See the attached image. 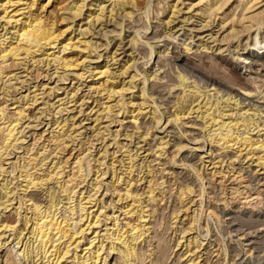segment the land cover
Instances as JSON below:
<instances>
[{
	"label": "bare ground",
	"instance_id": "bare-ground-1",
	"mask_svg": "<svg viewBox=\"0 0 264 264\" xmlns=\"http://www.w3.org/2000/svg\"><path fill=\"white\" fill-rule=\"evenodd\" d=\"M68 1L69 0H0V27L5 31L2 34L0 32V65H4L10 60L18 62V65H29V67L24 69V72L28 73L27 76L30 78L28 86L34 83L33 88L36 89L32 91L34 93L32 106L36 105L38 99H40L38 98L39 94H36L39 89L44 90L42 93L43 96L41 97L42 99H44L43 97L46 95L47 89H50V92L52 93H59V90L63 89L57 84L55 87L48 88V84L51 83L52 78L55 77V75V79H57L58 82H62V84H67L68 80H70V83H73V80H77L78 83L82 82L80 85L73 88L72 93L66 92L67 97H69L70 94L72 95L71 98L67 100V103L76 101L75 105L77 104V100L80 99V94L78 95V92L81 90L80 86L83 82H87L89 84L86 87L89 88V91L93 89L94 93L98 96L97 98L93 96L90 97L94 98L93 102H97L100 105L102 100H107L105 102L107 105L104 107L105 109H103V112L105 111L108 116H112L117 107H120L122 110L123 107L127 109L129 105H131L133 108V100L135 98L142 99V104H146L145 107L150 109L145 112L143 110L145 107H135L138 110L137 116L133 117L136 125V132H133L132 134L127 132L125 133V136L131 138L138 134L137 144L139 145L140 143L145 142V145H148V149H145L141 145L137 146L139 147V150L142 151L144 148L146 152L152 149V144L151 141H148V137L155 138V136L160 134L159 131L161 129H167L165 132L163 131L164 135L160 138V156H166L165 161L162 163L164 168L162 167L163 169L160 172H166L168 169V174H170L171 179L173 178L174 185H177L176 195L174 194L176 204L174 205L171 219H176L181 227L177 225L176 228H173L172 233L175 237L177 233L181 235V237L178 236V238H175L177 247H180L182 239H186L184 242L186 244L183 243L182 247L186 246V253L192 255L191 257L189 256V259L186 260L185 264L189 262L192 264H209V261L213 257L217 258V262L214 264H222L223 262H220L219 260L223 254H225L227 258V261L223 264H235L237 259L236 244H238L239 241L245 243L244 248H246V253H249L248 255H252L254 253L253 251L256 252L262 249L261 245L259 246L256 242L259 240L263 243L264 228L261 229L260 227V229L251 232L247 229L264 226V210L257 211L251 208V210L243 212L242 208V211H240L237 209L238 207H236V209L234 208L236 202L233 204L229 200L231 197H228V199L224 195L223 198L221 196V199L217 196V198L215 197L212 199L209 197L212 192L208 191L209 188L211 189L215 186L220 187L224 191V193L221 194H227L229 191L231 194H234V196L235 194L239 197H243L244 195V201L241 204L249 205L250 207L255 204H263L264 202V183L261 184V182L264 181V155H260L257 159H253L258 153H264V133L261 134V132L264 131V104H257L253 99V96H255L258 99L264 100V51H261L263 49L262 46H260L258 50H255L254 47L250 48L248 52L244 51L238 55L237 59L241 61L239 64H244V68L248 71L245 72L247 75L242 77V75L235 69H228L232 62L229 63L227 58H223L221 62L212 59L210 64L205 65L202 64V60L199 64L190 61L188 57L184 56L185 51H183L184 53L175 52L171 58L165 57L163 52H157L158 56H154V48H156L155 45L157 44H155L154 47L149 40L156 38L162 39L160 38L161 33L159 30L161 27L155 26L148 40L145 38L146 41L144 40V35L147 34L151 27V10H153L152 12L156 11V13H164L166 8L165 5L161 3L164 1L166 2V0H109L111 2L110 10L108 9L109 7H105L102 3H98L99 10L95 12L90 8L94 5L90 4L91 1L89 3L87 0H74L69 3ZM156 1L157 5L155 6ZM230 1L231 0H200L197 5L202 4L204 6L202 13L207 15L208 18H216ZM263 2L264 0H240L238 6L242 7V11L238 16L235 15L237 17L235 23L243 21L247 22L249 20L251 22H257L256 25L260 24L261 22L259 23L258 21L263 20L264 10L254 15L252 13L261 9L264 6V4L262 5ZM88 5L90 6L87 13L84 12V9L85 7H88ZM167 6L169 7V4ZM51 7H55L56 9H59V12H62H60L63 16L62 20L67 21L65 30L57 31L55 29L56 21L53 20L48 22L46 20V16L49 15V13H52L49 11ZM191 7L193 8L194 6L191 5ZM176 8V4H174L170 6L169 9L175 16L177 15L175 14ZM98 11L100 12L98 13ZM222 12L225 13V11ZM122 14L131 18L134 17V14H137L135 17H139L138 21L141 18L146 19V23L142 27L138 26L135 28V37L132 41H134L136 45L140 42L139 46H149L151 51L150 58H148L149 60H146L150 62L155 57V67L158 68L156 72L162 71L161 69L166 68L167 65L170 67L169 70L164 69L162 74L158 73L159 75L156 74L154 77L155 80L159 81L166 79V84L151 82V87L147 88V81L152 75H154L151 74L149 78L144 75L142 78L143 87H138L139 84L137 86L135 83L136 78L143 75L137 66L138 59L130 60L131 58H129L123 65L119 66L120 69L112 71L109 63L116 59L114 54V56L111 55L107 57L111 59L110 61H106L105 65L96 67L95 70L88 69L89 66H87V64L92 61V54L97 53L101 46H99L97 42H92L93 39H85L86 35H89V33L93 31V28L95 29L94 26L96 22H99L101 25L105 18L106 20L112 21L113 19L115 20L118 15ZM249 14H252V16L248 17ZM82 16H84L83 20L88 19L86 24L87 27L80 29L78 35H74L78 30L75 26L79 27L78 24L74 25V19ZM136 18L134 20L135 22H137ZM225 18L223 21L221 20L222 23L228 21L227 18ZM261 24L263 25V21ZM230 27L234 28L235 25L231 24ZM252 27H254V25ZM141 29L145 32L144 34ZM66 32L67 34L64 36ZM10 33H12L11 37L9 35L6 36ZM234 34L232 36H234ZM4 37H10V41L6 45L5 42L8 38L3 39ZM169 39H173L174 42L173 36ZM255 40L256 44L259 43L257 39ZM260 44L264 45V41ZM167 45H169V43H167ZM179 46L180 45H176V48ZM185 48L187 52L192 50L188 47ZM245 49L247 48L245 47ZM38 56L41 58L36 59ZM96 56L97 58H102L103 54L100 55L97 53ZM117 62L115 61V63ZM44 68H46V70H44ZM199 68H203L204 70H207V72L214 74V77L203 73ZM52 70L54 71L53 73H51ZM175 70L178 73V81L172 77V72L175 73ZM9 76H11L10 78L12 79L19 78H17V74H5L3 69H0V92L3 91V99H5L0 103V144H2L0 146V176L9 173V168H6L5 165H9L13 172L17 171V177L13 178L20 179V184L17 187L23 192V196L15 197V194L17 193H15L14 189L10 188V185L13 184L12 180L9 183L8 179H4L3 184H0V209L3 208L0 212V217L2 216L0 218V264H19L18 262L20 261H16L17 256H21L22 259H25L24 262H29V264L31 261H33L32 264H36L39 260H42L41 263L44 264H113L111 261L115 256L120 262L118 263L116 260L117 263L114 262V264H168L172 255L176 253V249L170 244L173 240V236L170 237L169 235L167 237V232L166 234L163 233V230L166 231V229L162 228L163 212L160 213V211L163 209L161 210L157 204H155L158 201L159 196L161 197V195H163L161 200L165 199V192L161 189L163 183H159V179L161 180V178H164L165 176H161V178L155 177V181L151 179L147 181V186L146 189L144 188L145 191L143 194H137L133 190L132 186L136 184L135 181L132 182L131 179L126 181L125 195H127L128 198H132L133 203L122 207L120 206V211H122V214L125 216H129V221L122 226L121 224L119 225L118 217L120 216H115L116 212H113L116 207L114 206L112 209L108 210L112 204L107 205L103 197L101 198L102 194H100L98 198L96 197L103 186V178L100 179V177H105L107 174L100 171L99 167L103 164L101 159L106 157L109 153L108 149L111 145V143L107 144V137H105L104 134L105 131H107L106 127L108 126L105 127L106 129L104 128V132L99 128L93 130V134L98 131L96 134L100 136L97 135L98 138L96 139L95 134V139L101 141V145L104 144L102 149L99 148L97 155H100L103 151L105 156L100 155L99 158H95L96 156L93 157L92 154L85 153L91 151L90 148L95 145L93 135L86 139V141H81L80 144L75 145L77 139L76 136L81 133L73 135L76 133L73 132L74 123L69 125V119H65L61 123L56 119L54 123L56 125L58 124L57 128L59 129H57L58 131L55 130L56 132L53 130V134L51 133V136L48 138H43L44 133L48 130H44L42 133L34 131L30 135L31 143L28 142L26 146H21L20 144L24 143L26 140V135L24 133L29 125H26L25 129H21L23 127L22 124L20 126L22 116L24 115L23 111L20 112V117L17 119H11L8 116L7 103L12 102L13 100L14 103L17 102L16 97L13 98V96L9 94L7 90L9 86L7 87L6 82L4 83L3 81ZM45 77L48 79L46 82H43L45 81ZM70 77L72 78L70 79ZM88 78H91V80H88ZM126 78H130L128 82L125 81ZM8 80L9 79H7V81ZM167 83H170V85ZM190 84H193V87L197 89V92L195 91L194 93L201 94V92H204L202 89L206 90L202 93L205 97H217L221 100V97L223 99L224 96H227L225 102L230 103L233 100L235 105H239L242 101H245L246 103V101L249 100L248 102H252V105L256 107L244 111V108H240L237 113L230 114H227V111L223 109H220L216 114L213 112L208 113V111L211 110L210 107L206 110L205 114L204 112H200L196 117V119L199 118L204 120V124L193 119L194 121L191 123L192 126H190V130L181 132L180 125L189 124V122H185V119L187 118L186 114L190 115L194 111L195 113H198L194 110L193 105L200 96L197 97L196 94L188 91L186 93V88L189 87ZM180 87H184V92L181 97L179 96L178 102L176 101L178 108L175 107L176 109L173 110L174 106L170 108L169 105L174 102V99L171 101L166 99V97L161 94L160 90L169 88L171 93L175 88ZM30 88L28 90H30ZM136 88H138L136 91L138 95L135 96L132 90ZM236 88H238V90ZM127 94H133L130 100H126L125 97ZM219 95H221V97H219ZM156 96L160 99V103L157 102L158 99ZM218 99L216 104H219ZM116 100V104H110V102ZM57 102H62V99H59ZM105 103H102L101 105L104 106ZM201 104L202 102L198 104V110L207 107L210 102L208 100L204 105ZM251 109L253 110L251 111ZM79 113H83L82 109L79 110ZM120 113L121 112H119V114ZM108 116L107 118H109ZM139 116H141V120H139ZM148 116H150L149 120L146 121L145 119ZM98 119L99 118H96L95 121ZM226 119L228 121H225ZM62 123L64 124L62 125ZM173 125L180 130L178 133L175 132V127H172ZM38 126L39 125H36L35 127L33 126L32 129L34 130ZM196 126H199V131L202 132L214 128L211 130V135L208 137L211 146V149L209 147V156H207V158H209V161L207 162L211 165V168L208 166L209 169L204 163V155L201 156V163L203 164L201 169L198 168L193 159L188 158V153L185 154L186 149L187 151H196L200 149L199 146L188 149V145H185L183 142V139L195 140L193 134L194 132H197V129L195 128ZM255 130L258 131L253 134ZM108 131H110V129ZM199 131L198 134L200 133ZM115 132L116 135H114V131H110V135L113 137L112 143L117 145L116 149H118V151H114L111 155H115L117 152L122 151L125 148V146H121L118 141L121 137L120 132L118 130ZM177 135L178 137H176ZM166 138L169 139L164 142V139ZM154 141H156V139H154ZM71 143L72 146H70ZM87 145H91V147L86 148ZM214 145L216 147H214ZM167 146L170 147L167 148ZM17 149H24L22 155H20L16 161L9 163L13 154L16 155L15 152ZM229 149L234 150L236 153L247 151L246 157L249 161L254 163L257 160L258 163H255V168H251L252 163L247 167L249 168L248 173H253L255 171L250 177L245 176L243 171L246 170V167L243 168V165L239 164L240 161L238 163L240 167L236 168V161L234 159L235 162L228 159L234 156L229 154L232 151L229 152ZM131 150L125 149L124 151L127 152V159L129 160V166L126 171L128 175L127 177L130 176L133 171L132 169L135 168L136 165L134 163V157H136L135 155L137 153L133 155L131 154ZM222 150L224 151V154L220 152ZM50 157H53L50 162L53 166L48 164ZM226 158L231 160L228 167L223 165ZM54 159H57V161H54ZM92 162L94 163L92 164ZM72 164L78 165L81 172L86 166L89 174L95 169L94 173L96 174V177H94V180L90 183L91 189L88 196H84L83 194L82 196H79V194L82 193L80 191L77 194V188L79 185L81 186L85 180L76 182V173L67 171V168H70ZM177 164L181 165L179 167H184L183 171L180 170L181 172H179L178 170H175V167H178ZM111 166H113V164ZM43 167L46 168L42 169ZM140 167L142 166L140 165ZM74 168L76 167L74 166L73 169ZM112 168L109 169L112 170ZM226 168L228 169L226 170ZM146 169L148 170V174H152L156 171L150 164ZM140 170L139 176L140 173L143 172L142 169ZM100 172L101 174H99ZM183 172L185 174H183ZM147 178L148 177H146V179ZM142 179L143 177L138 181H142ZM113 180H115L114 176L109 184H113L114 186L115 181ZM162 180L165 181V179ZM196 180L200 183L199 191H196L193 187V183ZM255 181H258V184H253ZM51 182H53L56 187H49L48 185ZM109 184H107V188L110 186ZM46 186H48L46 193H48L49 197L47 203L43 202V200L41 201L36 193L33 192V189H43ZM206 187L208 189H206ZM93 192L95 193L91 194ZM157 192L160 193V195H158ZM74 195L79 198V201H72ZM63 197L64 199L61 200ZM121 197L122 195H119V198ZM63 200H68L67 203H71L72 201L73 205H68L69 207L66 205V211L64 212L69 215L59 216L58 212L61 209L60 205L63 203ZM119 200L121 201V199ZM15 201L17 202L15 203ZM75 202L78 203L74 204ZM218 202H222V204L224 203L226 205L225 208L229 210L224 211L219 208L217 204ZM204 204L205 207H207V213L209 212L208 216L211 217L212 220L213 218H216L221 224L227 226L226 228L229 230L228 234L231 235L230 244L222 246L219 244L218 239H214V241L211 240L212 236L208 224L205 226L200 225L199 212L201 211H198L199 208L197 209L196 206H199L202 210L204 209ZM11 206L13 207L9 211L15 210L18 215L17 221L19 223L23 221L21 227H18L14 220L7 221L3 218L4 213H6V211L3 213V210H8ZM245 209H247V207ZM22 210L24 211L22 212ZM111 211L112 213H110ZM78 213H80V219L79 221H75L73 216L78 215ZM202 213H204V211ZM70 215H72V217ZM174 222L175 221H173V223ZM234 222H238L241 228L246 226L248 228L242 232L235 230L234 226H232ZM11 231L13 232L12 235L14 240L9 243L8 239H10L11 235L7 237L6 234ZM25 231L27 232L25 233ZM238 235L239 241L234 242V236ZM252 235H255V238L251 239ZM251 240H253L252 243H250ZM15 241V245L11 247V244ZM111 255L113 256L109 259ZM38 257L39 259L35 260ZM176 257V261L171 264H178L180 262L181 255H176Z\"/></svg>",
	"mask_w": 264,
	"mask_h": 264
},
{
	"label": "rangeland",
	"instance_id": "rangeland-1",
	"mask_svg": "<svg viewBox=\"0 0 264 264\" xmlns=\"http://www.w3.org/2000/svg\"><path fill=\"white\" fill-rule=\"evenodd\" d=\"M71 1H74V0H69L68 3L71 2ZM90 1H91L90 4H94L92 7H90L93 12L99 10L98 5L100 3L105 5V7H109L108 8L109 10L111 8L110 7L111 2L109 0H98V1L97 0H87L88 3ZM199 1L200 0H166V2L165 1L162 2L161 4L165 5V8H166L167 12L165 11L164 13L163 12L156 13V11L152 12L153 10H151V14H150V18L152 17L151 18V22H150V26L151 27L148 30L147 34L144 35V40L146 41L145 38H147V40H148V38L151 36V33L153 32L155 26H159V27H161V28H159V30H160V33H161V37L160 38H162V39L156 38V39L149 40L150 43L153 44V46L155 44H157V45H155L156 48H154V51H155L154 56L155 55L158 56L157 52H163L165 57L171 58L173 56V53H175V52L178 53V52L185 51V53L183 52L184 56L188 57L190 61L199 64V62L202 60V64H205V65L210 64V61L212 59L216 60L218 62H221L223 60V58H227L229 63L232 62V64L229 65L228 69H235L239 74L242 75V77H245V75H247V73H245V72H248V71H246V69L244 68V64H239L241 61H239L237 58H238L239 54L243 53L244 51L248 52L250 50V48H253V47L255 48V50H258L259 47L262 46L263 49L261 51H264V45L260 44V43H262V41H264L263 40V37H264V18H262L263 20L258 21L259 23L260 22L262 23V21H263V25L261 23L256 25L257 22H255V21H252V22H255V23L250 24L252 22L249 21V20L247 22L243 21V22H236L235 23V20L237 18L236 16H238L239 13H241V11H242L241 10L242 7L238 6L240 0H231L230 3H228L227 6H225L224 10H222V11H225V13H223L221 11L220 14L216 16V18L215 17L208 18L207 15H204L202 13L203 12L202 9L204 8V6L202 4L197 5V3H199ZM167 3L169 4V7L167 6L168 5ZM174 4H176V7H177L175 9V14H177L176 16L173 15V13L169 10L170 6H172ZM263 4H264V2L262 3V5ZM156 5H157V1L155 2V6ZM191 5H193L194 7L192 8ZM89 6L90 5H88V7H85L84 12L88 13L87 10H89ZM161 7H162V5H161ZM167 7H168V9H167ZM50 9H49V11H51L52 13H49V15L46 16V18H47L46 20L48 22L53 21V20L56 21L55 29L57 31L65 30L66 29V25H67V21H63L62 20V17H63L62 14H61L62 12L60 11L61 12L60 13L59 9H56L55 7H51ZM263 10H264V6L261 9H259L258 11L254 12L252 14L254 15V14H256L258 12H261ZM178 11H180V12H178ZM53 12H56V13H53ZM99 12L100 11H98V13ZM252 14L251 15L249 14L248 17L252 16ZM136 15L137 14H134V17L131 18V17H128V16L126 17L125 14L124 15L122 14V15H118V17L115 20L113 19L112 20L113 22L109 21V20H106V18H105L103 20V22H102L103 24L100 25L99 22L95 23V26H94L95 29L92 27L93 31L90 32L89 35H86L85 39H88V40L89 39H93L92 42H94V43L97 42V44L99 46H101V48L98 50L97 53L100 54V55L103 54V56H102V58H97V56H96L97 53H93L92 54V61L87 64V66H89L88 69L95 70L96 67H100L102 65H105L106 61H110V59H111V58H107V57L114 54L116 59L113 60V61H110V63H109L110 69L112 71H117L118 69H120L119 66L123 65L125 63V61L128 60L129 58H131L130 60H132V59H136L137 60L138 59L137 66L139 68V71L143 74V75H141V76L136 78V82L135 83L137 84V86L139 84L138 87H143L142 86L143 85L142 84L143 76L146 75V77L148 76V78H149V76L151 74H154V75H152L149 78V80L147 81V83H148L147 84V88L148 87L150 88L152 83H155V82H157V83L160 82V83L166 84V79H164L163 81L162 80L159 81V80H155L154 77L158 73L162 74L164 69L169 70L170 67L167 65L166 68L161 69L162 71H157L156 72V70L158 68L155 67V63H154L155 57L150 62L146 60V59L150 58L151 51H150L149 46L148 45H144V46L140 45L139 46L140 42L137 43V45H136L134 43V41H132L133 38L135 37L134 36L135 35V28H137L138 26L142 27L146 23V19L145 18H141L138 21L139 17L136 18L135 17ZM225 17L227 18L228 21H226L225 23H222V21L224 20ZM83 18H84V16L74 19L75 20L74 21L75 22L74 25L78 24L79 27H80L79 28L78 26H75L76 28H78V30L76 31V33H74V35L75 34L78 35L80 33L79 32L80 29H84V28L87 27L86 24L88 22V19L83 20ZM135 18L137 19V22L134 21ZM209 22H210V24H209ZM231 24L235 25V27L231 28L230 27ZM224 25H225V28H224ZM253 25H254V27H252ZM233 29H234V32H233ZM1 30H2V27H0L1 34L5 32L4 30H2V31ZM94 30H95V32H94ZM142 30L143 29H141V31ZM10 31H12V30H10ZM142 33L144 34L145 32L142 31ZM234 33H236V34H234ZM240 33H242V34H240ZM11 34L12 33L7 34L6 36L9 35L11 37ZM66 34H67V32L64 34V36H66ZM233 34H234V36H232ZM169 35H170V37H169ZM171 35L174 38V42H173V39H169V38H172ZM10 37L9 38L8 37H4L3 38V39L8 38V40L5 42V45L10 41ZM225 39H226V41H225ZM255 39H257V41L259 43L256 44L255 43L256 42ZM167 43H169V45H167ZM176 45H180V46L178 48H176ZM254 45H256V46H254ZM185 47L191 48L192 50L187 52ZM245 47L247 49H245ZM164 51H165V53H164ZM261 56H263V55H261ZM193 57H196V58H193ZM38 58H41V57H39V56L36 57V59H38ZM115 61L116 62L118 61V62L115 63ZM207 61H209V62H207ZM27 67H29V65H27V66L26 65H18V62H15L14 60H10L9 62H7L4 65H0V69H3L5 74L6 73H9V75L17 74V78L19 77L18 79H16V78L12 79V78H10L11 76H9L6 79L4 78L5 80H3V81H4V83L6 82V86L7 87L9 86L8 89H7L9 94H11L13 96V98L16 97V99H17L16 103H14V100L12 102H8L7 103L9 118L17 119V118L20 117V112L23 111L24 115L22 116V120L20 122V126H21V124L23 125V127L21 129H25L26 125H29V127H27L25 129V133H24L26 135V140H25L24 143H21L20 145L21 146H24V145L26 146V144L28 142H30V140H31V136H30L31 133H33L34 131H36L38 133H42L44 130H48V131H46L44 133L43 138L50 137L51 133L53 134V130H54V132H56V131H58L57 129H59V128H57L58 124L56 125L54 123L56 121V119L59 120V123H61L65 119H67V120L69 119L68 120V123L70 122L69 125H72V123H74L73 132H76V133L73 134V135H77V134L81 133L80 135L76 136L77 139H76L75 145L80 144L81 141L82 142L86 141V139H88L91 135H93L94 144L95 145L93 147H91V145H87L86 148H90L91 147L90 148L91 151H89V152L87 151L85 153L92 154L93 157L96 156L95 158H99L100 155L101 156L102 155L105 156L103 151L101 152L102 154L100 153V155L99 154L97 155V152H98L99 148L102 149V146L104 144L101 145V141H97L96 140L98 138V136H99L98 134H96L98 131L95 133L96 134V139H95V134H93V130H95L96 128H99V129H101L102 132H104V130L107 128V131H105L104 134H105V137L108 138V139L106 138V142H108L107 144L111 143V145H110V147L108 149L109 153L106 155V157L101 159L103 164L99 167L100 171L105 172L107 174H106L105 177H100V179L103 178V181H102L103 182V186H102V188L100 190V193H98L96 197L98 198L100 196V194H102L101 198L103 197V199L105 200L107 205L112 204V205H110L108 210L112 209L114 206L116 207L115 210H113V212H116L115 216H120V217H118L119 218V222L118 223H119V225L121 224V226H122V225H124L125 223H127L129 221V216H125L124 214H122V211H120V206L122 207V206H125L127 204L133 203L132 198H130V197L128 198L127 195H125V187H126L125 183H126V181H128V179H131L132 182L135 181L136 184L133 185L134 187L132 186L133 190L137 194L138 193L139 194L140 193L143 194V192L145 191L146 186H147V181H149L150 179L155 181L156 178H159V177L161 178V176H165L164 178H161V180L159 179V183H163L161 189H163L162 191L165 192V194H164V198L165 199L161 200V198L163 197V195H161V197L160 196L158 197L159 199H158V201L155 204H157V206L161 210L163 209L162 211H160V213L163 212V225H162V228L166 229V231L163 230V233L166 234V232H167V237L169 235H170V237L173 236L172 237L173 240L171 241L170 244H171V246L173 248L176 249V250L174 249L176 251L175 254L179 255V256L181 255V260H180V262L178 264H185L186 260L189 259V256L191 257V255H192V254L190 255V253H186L187 252L186 251V246L182 247V244L186 241V239L185 238H184L185 240L182 239V243H181L180 247L179 246L177 247V242H176L175 238H178V236L181 237V235H179V233H177V235L175 237V235L172 233V230H173L174 227L176 228L177 225H179V227H181V225L177 223L176 219H173V220L171 219L172 218V211H173L174 205L176 204L175 195H176V192H177V189H176L177 185H174L175 184V183H173L174 180H172L173 178L171 179L170 174H168V169L166 170V172H160L164 168V166H162V163L165 161V158H166V156H163V155L160 156V153H161V149H160L161 148V145H160L161 144L160 143L161 140H160V138L164 135V132L167 129H161L159 131L160 134L155 136V138L154 137L153 138L148 137L149 138L148 141H151V144H152V149L151 150L145 152V149H148V145H145V142L140 143L139 145H141L142 147L145 148V149L143 148V150L141 151V150H139V147H138L139 145L137 144V142H138V138H137L138 134H136V136L134 135V137H131V138H134V139H131V138H128L127 136H125V133L128 132L129 134H132L133 132H136V128H135L136 125L134 123L133 117L137 116V114H138L137 113L138 110L135 108L136 106L145 107L146 104L145 105L142 104V99L135 98L133 100V103H134V107L133 108L131 107V105H129V107L127 109H125L123 107L122 110L120 109V107H117L115 109V111L113 112L114 114H112V116L111 115L108 116L105 111L103 112V109H105L104 107H106V105H107V103H105L107 100H102V103H105L104 106L101 105L102 103H100V105H99V103L93 102L94 98H90V97L93 96V97L97 98L98 96H97L96 93H94L93 89L91 91H89V88L86 87L89 84L87 82H83V84L80 86L81 90L78 92V95L80 94L79 95L80 99L77 100V104L75 105L76 101H74L72 103H67L68 102L67 100L70 99L72 95L70 94L69 97H67L66 96L67 95L66 92L67 93H72L73 92L72 91L73 88L75 86L80 85V83H82V82L78 83L77 80H73V83H74L73 84V83H70V80H68L67 84H62V82H58L57 79H55L56 75H55V77L52 78L51 83L48 84V86H49L48 88L55 87L56 84H57L60 88H63V89L59 90V93H52V92H50V89H47L46 95H44V97H43L44 99L41 98L43 96L42 93L44 92V90L39 89V91H37L36 94H39L38 98H40V99H38V102H37L36 105L32 106V101H33V96H34V93L32 91H34L36 89L33 88L34 83H32L30 85L31 88H30V86H28V83H30L29 82L30 78H29V76H27L28 73L24 72V69L27 68ZM199 69H200V71H202L203 73H205V74H207L209 76H213L214 75L212 73L207 72V70H204L203 68H199ZM44 70H46V68H44ZM53 72L54 71L52 70L51 73H53ZM177 76H178V73H177L176 70H175V73L172 72V77H174L178 81ZM120 77H122V76H120ZM152 77H153V79H152ZM71 78L72 77H70V79ZM7 79H9V80L7 81ZM47 79L48 78L45 77V79H44L45 81H43V82H46ZM119 79H121V78H119ZM129 79L130 78H126L125 81L128 82ZM54 80H56V81H54ZM88 80H91V78H88ZM149 84H150V86H149ZM167 84L170 85V83H167ZM29 88H30V90H28ZM236 89L238 90V88H236ZM137 90H138V88L132 90L134 92L133 94L135 96L138 95V93L136 92ZM148 91H149V89H148ZM160 91H161V94L166 97V99H169L170 101L174 99V102L169 105L170 108L172 106H174L173 110L178 108V105H177L178 98H179V96L181 97L183 95L184 87L175 88V90H173L171 93H170V89L169 88H164V89H161ZM187 91L190 92V93L192 92L193 94H196L197 97L200 96V98H198V100L193 105L194 110H196V112H198V113H195V111H194V112L191 113L192 115L191 114L190 115L186 114L187 118L185 119L186 121L185 120L184 121L185 122H189V124H187V125H182L181 124L180 125L181 132H183L185 130H190V126H192L191 123H193V121H194L193 119H196V117L198 116V114L200 112H202V113L204 112V114H205L206 110L208 108H210V107H211V110L212 109L213 110L212 111L209 110L208 113H212L213 112L214 114H216V112H219L220 109L226 110L227 111L226 113L230 114V113H237V111H239L240 108H244L243 109V111H244V110H247V109H250V108L254 109L256 107V106L254 107L252 105L253 104L252 102L249 103L248 102L249 100H247L246 103H245V101H242L239 105H235L233 103V100L230 103H226L225 102L226 101L225 99H227V96H224V98L222 99L221 95H219V97H221V100L218 99L217 97H211V96L210 97L209 96L205 97V96L202 95V93H204L206 91L204 89H202V91H204V92H201V94L200 93H194L195 91L197 92V89H195L193 87V84H190L189 87L186 88V93H187ZM2 92H0V103H1V101L3 102L5 100V99H3L4 95H3ZM132 95L127 94L126 97H125L126 100H130L132 98ZM156 98H157V96H156ZM59 99H62V102H57ZM217 99H218L219 104H216L217 103ZM253 99H254V102L257 103V104H264V100L263 99H258L255 96H253ZM117 100L113 101V102H110V104L111 105L116 104ZM208 100H209L210 104L207 105V107H204V108H201L200 110H198V104L200 102H202L201 105H204V103L207 102ZM159 101H160V99L157 100L158 103H160ZM62 103H64V104H62ZM82 103H83V105H82ZM227 104H229V105H227ZM226 106H228V107H226ZM245 106H247V107H245ZM80 107H82V108H80ZM80 109H82L83 113H79ZM149 109L150 108L145 107V109H143V110L146 112ZM253 109H251V111ZM115 112H116V114H115ZM119 112H121V113L119 114ZM107 116L109 118H107ZM149 117L150 116H148L145 120L148 121ZM96 118H99V119L97 121H95ZM226 118H227V116H226ZM139 120H141V116H139ZM196 120L199 121L202 124H204V122H205L204 120H201L199 118L196 119ZM225 121H228V120L226 119ZM110 122H112V123H110ZM113 122H115V123H113ZM41 123H43V124H41ZM63 124L64 123H62V125ZM36 125H39V126L33 130L32 127L33 126L35 127ZM106 126H108V127L110 126L109 129H110V131H114V135H116L115 131L118 130L120 132L121 137L118 139V141L120 142L121 146L122 145L125 146V148L122 151L117 152L115 155H111V154L114 151H118V149H116L117 145H114L112 143L113 137L110 135V131H108L109 129ZM172 127H175V132L178 133L180 131L176 126L173 125ZM195 128L197 129V132H194V134H193V137L195 136V140L194 139L193 140L192 139H189V140L188 139H185V140L183 139V142H184L185 145L186 144L188 145V147H187L188 149L196 147V146H199L200 149L196 150V151L195 150H190V151L188 150L187 151V149H186L185 154L188 153V156H189L188 158L193 159V161L197 164L198 168H201V169H202V166H203V164L201 163L202 162L201 161L202 160L201 156L204 155L203 156V160L205 161L204 163H205L206 167L209 166L211 168V165H209L210 163L207 162V161H209V158H207V156H209V152H210L209 147L211 149L208 137H209V135H211V130H213L214 128L213 129L211 128V130L207 129L204 132L199 131V126H196ZM216 128H218V127H216ZM198 131L200 132L199 134H198ZM235 131H236V129H235ZM257 131L258 130H255L253 132V134H255ZM262 133H264V131H262L261 134ZM176 137H178V135ZM154 139H156V141H154ZM168 139L169 138L164 139V142H166ZM207 140H208V142H207ZM205 143H207V144H205ZM1 145L2 144H0V146ZM70 146H72V143L70 144ZM169 147L170 146H167V148H169ZM214 147H216V146L214 145ZM235 147H237V146H235ZM125 149L126 150L127 149H130V150L132 149L131 150V154H133V155H135L137 153L135 155L137 158L134 157V159H135L134 163L136 165H135V168L132 169L134 172L132 171V173L130 174L129 177H127L128 175H127V172H126L128 166H129V164H128L129 160L127 159V157H128L127 156L128 155L127 152H124ZM231 150L229 149L228 151L230 152ZM23 151H24V149H17L16 152H15L16 155L13 154V156L10 158L9 163L12 162V161H16L19 158V156L22 155ZM222 151H220V152L224 154V151L223 152ZM216 153H218V152H216ZM246 153H247V151H242V152H237L236 153L234 150H232L231 153H229V154H231V156L232 155H234V156L231 157V158H228V157L227 158L231 159L232 161L235 160L237 162L236 163L234 161L235 165H236V168L240 167L239 164L243 165L242 166L243 168L246 167V170L243 171V172L245 173V176H247V177L249 176L250 177V175H252L255 171L253 173H248L249 172V168H247V167L252 163L251 164V168H255L254 166L258 162H257V160L254 163L252 161H249V159H247V157H246ZM260 155H264V153H258L257 156H255L253 159H257V157L260 156ZM241 157H242V159H241ZM227 158L225 159L226 161L224 160L225 163H223V165L225 167H228L229 162L231 161V160H228ZM51 159H53V157L52 158L50 157V159L48 160V164H50ZM121 159H122V161H121ZM54 161H57V159H54ZM239 161H240V163H239ZM93 163L94 162H92V164ZM111 163L113 164V166H111L112 165ZM122 164H124V165H122ZM149 164L152 165V168L154 170H156V171L153 170L156 174L154 172L152 174H148L147 173L148 170L146 169V167ZM137 165H138L139 168L137 167ZM140 165L142 167H140ZM5 166H6V168H9L8 169L9 173L3 174V176H0V184H3L4 179H8L9 183L12 180L13 184L10 185V188L14 189L15 193H17V194H15V197L23 196V192H21L19 190V188L17 187L20 184V179H14L15 177H17L18 172L17 171L13 172L12 169L9 167V165H5ZM50 166H53V165L50 164ZM74 166L76 168L73 169ZM177 166L178 167H175V170H178L179 172L183 171V168H184L183 166L179 167V166H181L179 164H177ZM46 167H43L42 169H45ZM209 167H208V169H209ZM109 168H112V170L109 169ZM96 169H98V168H96ZM140 169H142L143 172L140 173V176H139V171H141ZM227 169L228 168H226V170ZM106 170L107 171L109 170L108 171L109 173ZM67 171H70L71 173H74V172L76 173V177H77L76 182H80L81 180H85V182H83L81 184V186L79 185V187L77 188L78 191L77 190L76 191H77V194L79 193V191L82 192V193L79 194V196H82V194L84 196H88L89 191L91 189V187H90L91 184L90 183L94 180V177H96V174L94 173L95 169H94V171L92 173L89 174L88 173V169H87L86 166L84 167V169H82V172H81L79 170L78 165L72 164V166L70 168H67ZM144 172H146V173H144ZM184 172H186V171H184ZM184 172H183V174H185ZM99 174H101V172ZM113 176H114V179H115V180H113V181H115L114 182V186L115 187L113 186V184L112 185L109 184V182L111 181ZM142 177H143L142 181H138ZM146 177H148V178L146 179ZM162 179H165V181L162 180ZM255 182L253 184H255V185L258 184V181H255ZM263 183H264V181L261 182V184H263ZM107 184L110 185V186H108V188H107ZM205 185L208 186L207 184H205ZM48 186L49 187H53V186H55V184L53 182H51ZM48 186H46L43 189H33V192L36 193V195L41 199V201L43 200V202H45V203H47V200L49 199L48 193H46V191H47L46 189H47ZM263 186H264V184H263ZM193 187L195 188L196 191H199L200 190V183L197 180L194 181ZM112 188H114V189H112ZM173 189H174V191H173ZM206 189H208V188L206 187ZM108 190H110V191H108ZM208 191L212 192V194L209 195V197H211L212 199L215 198L216 196L219 199H221V196L223 198L224 195L227 198L231 197L230 199L229 198L228 199L233 204L236 202V204H234L235 206L234 205L233 206H234L235 209H236V207H238L237 209H239L240 211L243 210V212H245V211L247 212V210H251V208H253V209L257 210V211L258 210L259 211L260 210H264V202H263V204L262 203L261 204H257V205L255 204L252 207H250L249 205L241 204L244 201V195H243V197L241 196L242 197L241 198V197L237 196L236 194L234 196V194H231L229 191L227 192L228 195L226 193L225 194H221V193H224V191L220 187H215V186H213L211 189L209 188ZM112 192H113V195H112ZM94 193L95 192H93L91 194H94ZM157 194L160 195V193H158V192H157ZM214 194H216V195H214ZM119 195H122V197L119 198ZM76 197L77 196L74 195V198H73L72 201H79V198L78 197L76 198ZM173 198H174V200H173ZM62 199H64V197L61 198V200ZM119 199H121V201ZM208 199H207V201H208ZM72 201H71V203H67L68 200H63V203L60 205L61 209L58 212L59 216L60 215L61 216L69 215L68 213H66L64 211H66L65 208L68 205H71V206L73 205ZM16 202L17 201H15V203ZM77 203L75 202L74 204H77ZM64 204H65V206H64ZM217 204H218L219 208L223 209L224 211L229 210V209L225 208L226 205L224 203L222 204V202L221 203L218 202ZM12 207L13 206H11L8 210H3V213L6 211V213H4V215H3V218L5 220H7V221L8 220L9 221H13L14 220L15 224L18 227H21L23 225V223H22L23 221L20 222V223L17 221L18 215L16 214L15 210L9 211ZM246 207H247V209H245ZM259 207H260V209H259ZM196 208L197 209L199 208L198 211H201V212H199L200 213L199 214V223H200V225L201 226H205L206 224H208V228H209L211 236H212L211 240L214 241V239H218L219 240V244H221L222 246H226V245L230 244L231 243V240H230V236L231 235L228 234L229 230L226 228L227 226L221 224L216 218H213V220H212L211 217L208 216L209 212L207 213V211H206L207 207H205V204H204V209L205 210L204 209L201 210L199 206H196ZM1 209H3V208H1ZM1 209H0V212L2 211ZM23 211L24 210H22V212ZM203 211H204V213H202ZM110 213H112V211ZM70 216L72 217V215H70ZM73 218L75 219V221H79L80 213H78V215H74ZM225 218H227V217H225ZM182 219H183V217H182ZM165 220H166V222H165ZM167 221H168V224H167ZM173 221H175V222L173 223ZM216 222H217V224H216ZM232 226H234L235 230H239L240 232H242V231H244V230H246L248 228L247 226L241 228L239 226L238 222H234L232 224ZM260 227H261V229L264 228V226H257L256 228L255 227L254 228H249L247 230L249 232L256 231L257 229H260ZM100 229H102V228H100ZM26 232L27 231H25V233ZM12 234H13L12 231L11 232H7V234H6L7 237L9 235H11L10 239H8L9 243L14 240ZM203 235H204V233H203ZM203 235H201V236H203ZM221 236H222V238H221ZM252 238H255V235H252L251 239ZM223 240H225V241H223ZM233 240H234V242H238L239 241V235L238 236H234ZM25 242H26V240H25ZM223 242H225V243H223ZM252 242H253V240L250 241V243H252ZM15 243H16V241L11 244V247L14 246ZM242 243H243L242 241H239L238 244H236L237 245V252H236V255H237L236 258L237 259L235 258L236 259V263L235 264H247V263L248 264H264V241H263V243H261L259 240L256 242V244H259V246L261 245L262 249H260V250H258L256 252L253 251L254 253L252 252L253 254L252 255L250 254L251 256L248 255L249 253H246V250H245L246 248H244L245 243H243V244ZM184 244H186V243H184ZM175 254L172 255V257L169 260L168 264H171L172 262L176 261L177 257H176ZM112 256L113 255H111L109 257V259H111ZM182 256H183V258H182ZM39 257L37 259H35V260H38ZM215 258L216 257L211 258V260L209 261V264L216 263L217 262V258L216 259ZM16 259H17L16 261H20V262H18L19 264H27V263L29 264V262H27V263L24 262L25 259H22L21 256H17ZM116 260H117V258L115 256V257H113L111 262L113 264H114V262L117 263L118 260L117 261ZM43 261H45V260H43ZM219 261L223 262V263L227 261V258L225 256V254L222 255V257H221V259ZM41 262H42V260H39L38 263H36V264H40ZM119 262L120 261H118V263ZM32 263H33V261L30 262V264H32ZM41 264H44V263H41ZM46 264H48V263H46ZM187 264H192V263L189 262Z\"/></svg>",
	"mask_w": 264,
	"mask_h": 264
}]
</instances>
